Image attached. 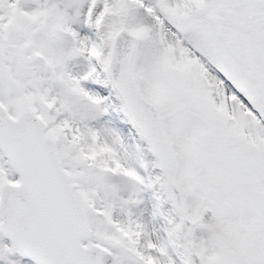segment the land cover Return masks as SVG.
Instances as JSON below:
<instances>
[{
	"label": "snow or ice",
	"instance_id": "1",
	"mask_svg": "<svg viewBox=\"0 0 264 264\" xmlns=\"http://www.w3.org/2000/svg\"><path fill=\"white\" fill-rule=\"evenodd\" d=\"M0 264H264V0H0Z\"/></svg>",
	"mask_w": 264,
	"mask_h": 264
}]
</instances>
